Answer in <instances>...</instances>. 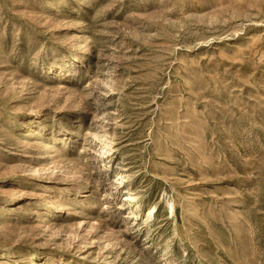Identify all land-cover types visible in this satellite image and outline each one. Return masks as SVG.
<instances>
[{"label": "rangeland", "instance_id": "1", "mask_svg": "<svg viewBox=\"0 0 264 264\" xmlns=\"http://www.w3.org/2000/svg\"><path fill=\"white\" fill-rule=\"evenodd\" d=\"M0 264H264V0H0Z\"/></svg>", "mask_w": 264, "mask_h": 264}, {"label": "bare ground", "instance_id": "2", "mask_svg": "<svg viewBox=\"0 0 264 264\" xmlns=\"http://www.w3.org/2000/svg\"><path fill=\"white\" fill-rule=\"evenodd\" d=\"M171 212H173V208H171ZM154 215V210H150L148 213V218H151Z\"/></svg>", "mask_w": 264, "mask_h": 264}]
</instances>
